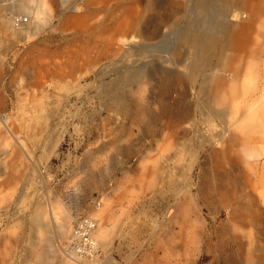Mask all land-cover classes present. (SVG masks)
Here are the masks:
<instances>
[{"label":"rangeland","instance_id":"obj_1","mask_svg":"<svg viewBox=\"0 0 264 264\" xmlns=\"http://www.w3.org/2000/svg\"><path fill=\"white\" fill-rule=\"evenodd\" d=\"M23 1L0 0V264H264V0ZM241 22L222 62L206 35Z\"/></svg>","mask_w":264,"mask_h":264},{"label":"bare ground","instance_id":"obj_2","mask_svg":"<svg viewBox=\"0 0 264 264\" xmlns=\"http://www.w3.org/2000/svg\"><path fill=\"white\" fill-rule=\"evenodd\" d=\"M29 1H33V0L23 1L22 3H20V5L17 6V9H18V7H19V9L25 8V4H27ZM3 9H4V4L2 3V6L0 5V20H1V18H3V17H1ZM1 22H2V20H1ZM247 28L248 27L244 22L238 23V25H236V27H232V29L227 28L225 25H223V26L222 25H220V26L216 25L214 27V29L212 30V32L210 34L206 35L208 37V39L212 41L211 43L213 46H216V43H220L219 47L217 48V51L219 52V58L222 62L226 61L227 57H229V59H232L233 55H235L236 53L239 52V49L242 46L244 33L247 31ZM179 29L180 28H178V30ZM226 31H228V32H226ZM200 38L201 37L196 33L192 34V36L190 37L192 50H193L194 54L195 53L197 54L198 48L202 42L200 40ZM216 86L217 85L212 80V82L209 83L208 87H206L207 90L205 91L206 100H207V102H209V105L211 106V109L209 111V112H211L210 113L211 117H215L217 115L225 113L224 110L225 111L230 110V112H231L233 110L232 108L234 106L231 103V100H232L231 96H233L235 93L234 88L231 87L229 89V94L231 95V96H229L227 94H221ZM221 109L223 111H220ZM260 137L264 141V135H262ZM21 145H22V148L25 150L31 149V146L29 144H27V142L21 141ZM217 160L220 161L222 159L219 158ZM24 164H25V159H23L22 156L19 154L16 157L15 164L13 162L8 164L10 166V170H11L9 173V178L13 183L12 187H11L12 193L16 189V186L19 184V182L22 180V178H26L24 176ZM262 177L264 178V173H263ZM229 192H230V190H229ZM231 193L233 195L236 194L235 190H233V189L231 190ZM31 198L32 197H31L30 192L25 191L21 197V202L22 203H29L31 201ZM41 212L42 211H40L38 209L37 214L39 215V218L41 216ZM39 218H37L38 223H39ZM92 227H93V224L91 221L88 220V221L84 222V225L80 226V228H83V229L78 230V235H79V236H77L78 240L83 241V237H84L85 233H87V230H88V232L90 234ZM73 234H71V235H73ZM90 238L92 240H94L92 246H96L97 240L95 238L93 239L91 234H90ZM81 243H79V244H81ZM102 245L108 247L110 250L111 246H112V240H110L109 237L102 236ZM79 247L82 248L80 251H83L87 254L92 253L93 249L95 248V247H93V248H89V250H86L82 246H79ZM75 252H77L79 255L78 250H75ZM112 259H113V257H112ZM113 260H115V259H113ZM90 261H96L98 264H101L99 259H97V257L95 255L92 257V259H90Z\"/></svg>","mask_w":264,"mask_h":264},{"label":"built area","instance_id":"obj_3","mask_svg":"<svg viewBox=\"0 0 264 264\" xmlns=\"http://www.w3.org/2000/svg\"><path fill=\"white\" fill-rule=\"evenodd\" d=\"M89 218H83L79 223H83L84 221H87ZM83 228H80L79 227V224H78V227H77V229H76V232L78 231V230H82ZM93 241L94 240H92L91 238H90V234H89V232H88V230H87V233H85V235H84V237H83V241H82V243H81V246L83 247V248H85L86 250H89V248H93V247H95V246H92L93 245ZM97 247L98 246H96L95 247V249H97ZM82 248H80V247H78V250H81Z\"/></svg>","mask_w":264,"mask_h":264}]
</instances>
